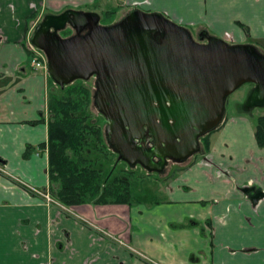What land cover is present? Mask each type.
I'll use <instances>...</instances> for the list:
<instances>
[{
  "label": "crops",
  "instance_id": "1",
  "mask_svg": "<svg viewBox=\"0 0 264 264\" xmlns=\"http://www.w3.org/2000/svg\"><path fill=\"white\" fill-rule=\"evenodd\" d=\"M103 2L264 52V0H0V264H264V147L255 136L264 112L248 109L254 86L228 97L208 147L167 179L163 200H89L67 215L27 189L50 186V76L31 64L36 19Z\"/></svg>",
  "mask_w": 264,
  "mask_h": 264
},
{
  "label": "water",
  "instance_id": "2",
  "mask_svg": "<svg viewBox=\"0 0 264 264\" xmlns=\"http://www.w3.org/2000/svg\"><path fill=\"white\" fill-rule=\"evenodd\" d=\"M100 19L81 9L49 13L31 42L62 89L95 77L107 142L131 167L161 173L169 159L182 163L200 152L201 138L222 124L228 97L245 83L254 84L249 107L264 106V52L255 44L206 30L207 42H198L165 14L139 8L110 25ZM68 24L75 33L63 37Z\"/></svg>",
  "mask_w": 264,
  "mask_h": 264
},
{
  "label": "trees",
  "instance_id": "3",
  "mask_svg": "<svg viewBox=\"0 0 264 264\" xmlns=\"http://www.w3.org/2000/svg\"><path fill=\"white\" fill-rule=\"evenodd\" d=\"M76 81L62 89V94L49 95V192L65 205L89 200L95 204H133L136 198L131 184L122 177H112L113 167L105 170L97 165L100 158L92 151L101 154L107 144L102 130L89 124L83 114L88 88H67ZM209 135L203 137L206 147ZM255 136L264 147V116L257 120Z\"/></svg>",
  "mask_w": 264,
  "mask_h": 264
},
{
  "label": "rangeland",
  "instance_id": "4",
  "mask_svg": "<svg viewBox=\"0 0 264 264\" xmlns=\"http://www.w3.org/2000/svg\"><path fill=\"white\" fill-rule=\"evenodd\" d=\"M132 9H134V8H132ZM81 10L94 11V12L99 13L101 15L100 24L110 25V24H113V23L119 21L120 19H122L131 9L129 11H126L123 8H121L117 3H113L112 6L109 7L107 2H103V3L96 4L94 7H92V6L91 7H85L84 9H81ZM140 10H142L143 12H146V13L155 12V11L148 12V11H145L143 9H140ZM46 14H48V12L45 13L44 15H42L40 18L36 19L37 20L35 22L36 25L40 21L43 20V18L45 17ZM201 32L199 34H193V37L198 41L201 40ZM74 33H75V30L74 29L71 30L70 28H66V29L60 31V34L63 37H67V36L72 35ZM32 47L41 51L39 48L35 47L34 45H32ZM76 86H85L88 88V90H89L88 99H87L88 104H87L86 109L83 111V114L87 115V122L89 124H91L95 127H99L102 130L103 135H104V139H105V143L107 144L105 151H103L101 154L97 151H92L93 155L100 158L97 165L99 167L105 169V170H109L110 168L113 167L114 171L112 172V177H115V176L116 177H122L126 181H128L131 184V188L133 190L134 198H136L135 202H139V200L140 201H146V202H155L157 200H163L164 193L162 191L164 189V186L166 184L167 179L170 178L172 176V174L177 172V170L180 167L186 165L188 161L184 164H182V163H171L170 165H168L165 172L157 173V172H149L148 170H146L144 167H142L139 164L135 167H131L127 162H125L123 160H119L118 159V153H116L111 148V146L109 145V143L106 141V138H105V126L107 123L106 118L101 112H99V110L97 109V107L94 103V93L96 90L95 78H90L89 80H77L75 82V84L70 85L67 88H72V87H76ZM253 86H254L253 83H245L244 85L239 87L234 93H232L229 96L228 103L231 104L233 99H238L240 96H242L244 93H246L249 90V88H252ZM50 90H51L50 93H52V92L57 93V94L63 93L62 88L52 79L51 76H50ZM250 110L251 111L254 110V111L264 112V106L253 107V108H250ZM211 133H213V132H211ZM202 140H203V138H202ZM203 142H204V140H203ZM196 155L197 154H195V156ZM202 226H203L204 230H206V231L208 230V232L211 233L210 229H212V228H211L209 222H207V221L204 222L202 224ZM138 256H141V254H138ZM141 258L144 259L143 256H141ZM148 261L151 262L152 264H156L151 260H148ZM159 264H161V263H159Z\"/></svg>",
  "mask_w": 264,
  "mask_h": 264
},
{
  "label": "built area",
  "instance_id": "5",
  "mask_svg": "<svg viewBox=\"0 0 264 264\" xmlns=\"http://www.w3.org/2000/svg\"><path fill=\"white\" fill-rule=\"evenodd\" d=\"M31 52H32L31 64L33 68L35 70L44 69L45 71H47L48 66H47V57L45 53L42 51H39L38 49H35L34 47H32V45H31ZM44 195L48 202L57 204L59 207L62 208V210L65 213L77 215L75 211L76 208L73 207L74 205H71V206L63 205L59 203L58 201H56L55 199H53L49 193H46Z\"/></svg>",
  "mask_w": 264,
  "mask_h": 264
},
{
  "label": "flooded vegetation",
  "instance_id": "6",
  "mask_svg": "<svg viewBox=\"0 0 264 264\" xmlns=\"http://www.w3.org/2000/svg\"><path fill=\"white\" fill-rule=\"evenodd\" d=\"M79 10H80V9H79ZM62 12H63V11H62ZM60 13H61V12H60ZM48 14H49V13H48ZM55 14H58V13H55ZM66 28H70L71 30H73V28H72L69 24L67 25ZM66 28H64V29H66ZM64 29H63V30H64ZM197 41H198V40H197ZM198 42H207V40H206V39H204V40L201 39V40H199ZM92 78H95V77H92ZM250 108H251V107H249L248 109H250ZM209 136H210V135H209ZM209 136H208V138H209ZM202 138H203V137H202ZM202 138H201V151L198 152V153H196V154L202 153V152L204 151V149L206 148V145H205V143L203 142ZM204 141H205V140H204ZM193 156H195V155H193ZM193 156H191V157H193ZM188 160H189V158H188L186 161L182 162V164L186 163ZM0 163H1V164L4 163V160L1 159V158H0ZM171 163H175V162L169 159V162H168V164H167V166H166L164 172L166 171L168 165H170ZM182 167H183V166H182ZM182 167H180V168H182ZM180 168H179V169H180ZM0 169H2V168L0 167ZM161 173H163V172H161ZM27 189H28L29 191H32L33 193H37V194H41V195H43L44 198L46 199V197H45V195H44V194H46V193H45L46 191H45V192H42V191H38V190H35V191H34V189L32 190V189H30V188H27ZM255 192H256V194H257V193H259V194L261 193L260 190H255ZM256 194H255V195H256ZM255 195H254V196H255ZM254 196H253V197H254ZM253 200H254V199H253ZM257 200H258V199H257ZM257 200H256V201H257ZM254 201H255V200H254ZM46 202L49 203V204H52V203L48 202L47 199H46ZM68 215H69V214H68Z\"/></svg>",
  "mask_w": 264,
  "mask_h": 264
}]
</instances>
